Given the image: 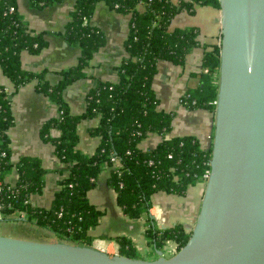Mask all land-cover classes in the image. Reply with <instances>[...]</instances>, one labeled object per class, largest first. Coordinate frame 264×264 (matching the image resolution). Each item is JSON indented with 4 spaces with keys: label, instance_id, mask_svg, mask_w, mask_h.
Masks as SVG:
<instances>
[{
    "label": "trees",
    "instance_id": "1",
    "mask_svg": "<svg viewBox=\"0 0 264 264\" xmlns=\"http://www.w3.org/2000/svg\"><path fill=\"white\" fill-rule=\"evenodd\" d=\"M60 1L28 0V4L42 9ZM98 2L129 15L128 34L123 42L126 56L116 66L117 80H98L85 96L83 111L74 113L63 91L86 75L85 67L93 53L106 43L102 29L90 23ZM205 5L220 8L217 0L175 3L171 0H75L68 21L56 34L77 47L79 56L76 64L59 70L57 83L51 84L45 79L46 70L22 69L19 56L21 51L32 54L46 47L45 32L28 27L18 11L17 0H0V66L13 81L15 90L34 79L38 92H43L56 105L57 114L46 119L38 130L68 170V174L59 177L58 189L48 207L29 200L45 182L43 176L47 169L38 155H22L17 163V182L11 185L5 181L12 169L9 128L14 116L10 91L0 81V181L3 183L0 204L5 216L25 210L27 221L54 231L64 240L91 243L88 231L98 224L102 211L89 202L87 191L96 185L97 176L106 165H111L106 179L115 191V202L130 218L148 213L156 191L184 195L190 186L206 181L211 146H202L193 134H168L174 112L158 106L159 98L152 86L158 60L181 65L191 50L201 46V71L196 74L199 83L187 87L178 102L188 109L215 110L220 36L213 44L201 45L197 27L169 28L180 11L194 13L197 6ZM86 116L98 117V123L87 128L99 139L89 154L77 147L76 125ZM150 132H159L161 138L154 147L142 149L139 142ZM112 155L119 164L113 163ZM153 224L151 221L146 226V236L156 248L172 241L175 252L191 233L181 222L160 228ZM115 239L119 244L118 253L141 257L126 236L117 235Z\"/></svg>",
    "mask_w": 264,
    "mask_h": 264
},
{
    "label": "crops",
    "instance_id": "2",
    "mask_svg": "<svg viewBox=\"0 0 264 264\" xmlns=\"http://www.w3.org/2000/svg\"><path fill=\"white\" fill-rule=\"evenodd\" d=\"M74 1L62 0L39 9L29 6L28 0H17L18 11L28 23V27L45 32L48 40V45L37 53L20 52L21 68L38 72L46 70L45 79L51 84L57 83L58 71L76 64L79 56L77 47L69 45L62 36L56 34L68 21ZM171 1L175 3L179 0ZM187 14L186 10L176 14L169 28L173 29L185 25L197 27L199 30L198 40L201 45L217 42L221 32L219 8H214L211 5L197 6L194 13L188 14L191 15L192 19L197 17L195 21H188ZM203 18L209 21L206 25L200 23ZM90 23L102 29L106 43L93 53L94 55L85 67L86 75L67 86L63 91L65 101L74 113L83 111L85 96L89 90L95 87L98 80H117L116 66L126 56L123 42L128 34L129 15L117 13L106 4L98 2ZM202 50L201 46L191 50L181 65L163 59L158 60L157 73L153 76L152 86L159 98L158 106L163 110L174 112L171 130L168 134H193L198 137L202 146L207 147L211 143L214 132V111L199 107L188 109L178 102L180 95L187 87L197 86L199 83L196 74L201 71ZM0 81L5 84L10 93L13 91L11 104L14 122L9 128L12 169L6 174L5 181L10 184L17 182V163L22 155H38L42 165L47 169L43 176L45 182L40 191H34L30 195L29 200L39 206L48 207L50 199L58 189L59 177L68 174L63 161L54 154L52 144L42 139L38 130L46 119L57 114V107L49 101L47 95L38 92L34 79L15 90L13 81L0 66ZM97 123V116H86L76 125L79 135L77 147L80 151L89 154L97 146L98 137L90 134L89 129H87ZM160 138L159 132H150L139 142V146L142 149L152 148ZM110 169L111 165H106L97 176L96 185L87 191L89 202L102 211L98 224L88 231L91 241L96 238H111L112 240L106 242L107 248L105 249L111 254L117 252L119 248L115 237L124 235L130 239L138 253H152L153 255L151 258L140 255L142 258L157 257L158 253L154 251L156 249L154 242L146 236V226L152 221L150 211L148 210L147 214L135 218H130L124 214L115 202L113 187L108 184L106 179ZM204 189L205 182H198L190 186L184 195L168 193L163 190L156 191L152 194L151 207L161 206L166 225L181 222L184 226H190L195 222L198 215ZM186 193L192 195V198L180 199L184 198ZM0 227L2 234L15 237L39 240L62 238L54 231L27 221L17 214L4 215L0 221ZM174 245L172 241H167L158 250L165 248L170 252L169 255H165L168 257L175 253L173 251Z\"/></svg>",
    "mask_w": 264,
    "mask_h": 264
},
{
    "label": "water",
    "instance_id": "3",
    "mask_svg": "<svg viewBox=\"0 0 264 264\" xmlns=\"http://www.w3.org/2000/svg\"><path fill=\"white\" fill-rule=\"evenodd\" d=\"M217 1L221 49L209 174L185 244L146 259L86 241L0 233V264H264V0Z\"/></svg>",
    "mask_w": 264,
    "mask_h": 264
},
{
    "label": "built area",
    "instance_id": "4",
    "mask_svg": "<svg viewBox=\"0 0 264 264\" xmlns=\"http://www.w3.org/2000/svg\"><path fill=\"white\" fill-rule=\"evenodd\" d=\"M13 9V7H12ZM3 154H6V152L4 151ZM111 159L113 160L114 164H119L118 160L116 159V157L114 155L111 156ZM208 174H209V170H208ZM205 177L207 178V174L205 175ZM3 183L2 181H0V189L2 187ZM13 185V184H11ZM150 214L152 216V221L155 222L156 224H154L156 227L160 228L161 226H166V219L164 217L163 214V210L161 208V206H155V207H151L149 208ZM17 215H19L20 217H25L26 215V211L25 210H21L17 213ZM4 218V213L2 211V206L0 204V220ZM112 240L110 239H106V238H96L94 240L91 241V244L101 248L103 251L107 252L105 249L106 247V242ZM115 242V241H114ZM109 254V252H107ZM116 253V252H115Z\"/></svg>",
    "mask_w": 264,
    "mask_h": 264
},
{
    "label": "rangeland",
    "instance_id": "5",
    "mask_svg": "<svg viewBox=\"0 0 264 264\" xmlns=\"http://www.w3.org/2000/svg\"><path fill=\"white\" fill-rule=\"evenodd\" d=\"M187 12H188V11H187ZM188 14H190V13H188ZM188 14L186 15V16H188V18H189L188 21H192V20L195 21V20H196L197 17H194V19H192V18H191V15H188ZM207 22H209V21H207V20L204 19V18L200 20V23H201L202 25H206ZM200 26H201V25H200ZM195 49H196V48H195ZM193 50H194V49H193ZM191 196H192V195H188V194L186 193V195L184 196V198H180V199H182V200H184L185 198H189V199H190V198H192ZM189 208H190V205H189ZM0 221H1V220H0ZM0 233H2V229H1V227H0ZM152 248H153V247H152ZM152 248H151V249H152ZM158 249H159V248L154 249L155 253L157 252ZM164 249H165V248H162V249H161V252H164V255H169L170 252H168L166 249H165V250H164ZM139 255H141V256H143V257H146V258H151V256H153L152 253H147V254H145V253H142V254L139 253Z\"/></svg>",
    "mask_w": 264,
    "mask_h": 264
}]
</instances>
